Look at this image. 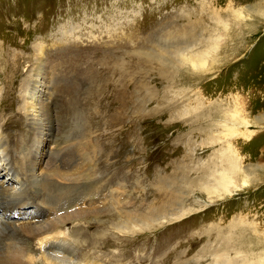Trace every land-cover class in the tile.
<instances>
[{"label":"rangeland","instance_id":"obj_1","mask_svg":"<svg viewBox=\"0 0 264 264\" xmlns=\"http://www.w3.org/2000/svg\"><path fill=\"white\" fill-rule=\"evenodd\" d=\"M0 115L10 173L68 192L69 264H264V0H0Z\"/></svg>","mask_w":264,"mask_h":264},{"label":"bare ground","instance_id":"obj_2","mask_svg":"<svg viewBox=\"0 0 264 264\" xmlns=\"http://www.w3.org/2000/svg\"><path fill=\"white\" fill-rule=\"evenodd\" d=\"M32 80L33 85H31L30 82L29 88H27L26 86V94L27 98L29 99L27 101V104L30 109L25 110V113L27 117V125L29 126L28 128L31 129L32 133H36V135L38 136L37 140L39 142H42V140L47 139L48 137L50 138L55 134L53 123L55 109L53 108L52 104L49 103L50 101L46 98L47 96L44 99L40 98V93L45 89L44 86H49L44 85L45 82L42 81L40 73L33 76ZM48 93L50 92L48 91ZM36 98L38 100H35ZM34 101H36V103H34ZM11 141V136L0 133L1 151L4 153L10 151L13 156V160L16 163H14L15 166H18L17 160L12 151L13 146ZM49 148H47V154H45L43 161L41 160L42 165L45 169H49L51 167ZM7 164H10V161L7 162L6 165ZM11 168L12 167L9 166L7 169L5 163H3V161H0V202L2 203L0 205L2 207H11V211L6 207L5 209L7 210V212L5 213L11 212L16 216L24 217L29 215V217L27 220L13 222L10 219L3 218L1 213L2 210L0 209V242L4 239H6L7 241L12 237L16 239L15 245H10L6 251L4 250V252L0 253V262L2 264H41L43 260L46 264H69L67 261H69L70 258L74 259V256L72 255L73 252L66 249L63 243H59L57 240H59V236L61 234H64L62 231H60V227L68 224L69 220L67 219H73V217H67L61 214L58 217L47 219L45 221L43 218L44 216L48 215L50 211H53L52 209L54 207L52 206H54V203L58 204L59 206H65L67 204L68 192H66L65 195L63 194L60 197L56 198V201L54 200L55 197L52 196L50 198V200L52 201V205L50 206L48 202L47 192V190H49L50 188V185L48 181L44 179V174L31 169L29 177L22 176L25 178L18 179L19 177L15 176L14 171H11L12 173H10L9 170ZM221 179L218 178V183L216 182L215 186L209 187V192L213 190L216 191V193L218 192L219 194H221V188L223 189V191L226 189H228L229 191V188L225 187L227 186L225 182V180L227 181V179H222L224 182H222ZM34 203L38 206L40 205V207L35 208V206H33L32 208H30L29 205ZM19 206H22L21 210L14 211ZM59 210L60 209H58V211ZM54 237H56V239H54ZM6 241L4 242V245H6ZM5 248L6 246H4V249ZM32 248L35 250H41L42 252L40 253V255L38 254L39 256L35 257L33 260L29 257L30 253L32 252ZM57 249H59V251Z\"/></svg>","mask_w":264,"mask_h":264}]
</instances>
